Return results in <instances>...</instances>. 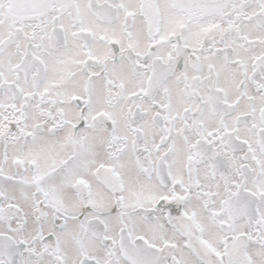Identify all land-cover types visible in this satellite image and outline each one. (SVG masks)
Segmentation results:
<instances>
[{"label": "snow or ice", "instance_id": "6c2138e0", "mask_svg": "<svg viewBox=\"0 0 264 264\" xmlns=\"http://www.w3.org/2000/svg\"><path fill=\"white\" fill-rule=\"evenodd\" d=\"M0 264H264V0H0Z\"/></svg>", "mask_w": 264, "mask_h": 264}]
</instances>
